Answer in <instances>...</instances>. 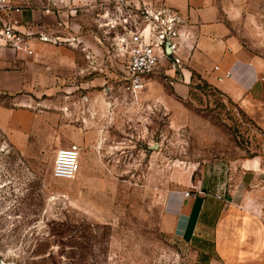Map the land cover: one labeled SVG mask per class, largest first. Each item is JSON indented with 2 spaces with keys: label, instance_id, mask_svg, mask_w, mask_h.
Returning <instances> with one entry per match:
<instances>
[{
  "label": "rangeland",
  "instance_id": "374dc122",
  "mask_svg": "<svg viewBox=\"0 0 264 264\" xmlns=\"http://www.w3.org/2000/svg\"><path fill=\"white\" fill-rule=\"evenodd\" d=\"M106 20L98 92H37L0 117V264H197L163 231L177 179L264 163V121L201 74L162 67L135 104ZM72 143L78 172L58 179L57 149Z\"/></svg>",
  "mask_w": 264,
  "mask_h": 264
},
{
  "label": "crops",
  "instance_id": "0c3cea01",
  "mask_svg": "<svg viewBox=\"0 0 264 264\" xmlns=\"http://www.w3.org/2000/svg\"><path fill=\"white\" fill-rule=\"evenodd\" d=\"M9 1L5 15L19 20L33 53L14 50L0 38V117L12 114L7 101L30 107L38 102L37 92H98L105 61L111 60L100 24L106 14L115 16V0ZM131 1L177 8L184 19L185 81L193 72L203 75L264 121V0ZM213 171L177 179L164 233L187 246L197 264H264V163L253 158Z\"/></svg>",
  "mask_w": 264,
  "mask_h": 264
},
{
  "label": "built area",
  "instance_id": "2783aa9c",
  "mask_svg": "<svg viewBox=\"0 0 264 264\" xmlns=\"http://www.w3.org/2000/svg\"><path fill=\"white\" fill-rule=\"evenodd\" d=\"M8 9L10 1L0 0V38L6 46L32 54L33 49L26 33L18 29L19 20L5 15ZM105 17L108 19L103 25L118 30L115 42L127 58L124 88L133 95V102L141 105L138 93L145 90L152 74L165 66L175 72L184 68L185 63L180 55L183 46L180 36L184 26L182 14L164 2H142L136 5L131 0H115V16L106 14ZM40 38L43 41L52 40L43 35ZM167 44L171 48L170 52L166 50ZM225 75L230 77L232 72L228 71ZM80 151L81 147L76 143L58 148L53 176L74 179L79 169ZM189 194L190 191L186 192V196ZM216 196L218 199L224 198L222 194Z\"/></svg>",
  "mask_w": 264,
  "mask_h": 264
},
{
  "label": "water",
  "instance_id": "95a60500",
  "mask_svg": "<svg viewBox=\"0 0 264 264\" xmlns=\"http://www.w3.org/2000/svg\"><path fill=\"white\" fill-rule=\"evenodd\" d=\"M166 50H167V52H170L171 51V48H170L169 44H167Z\"/></svg>",
  "mask_w": 264,
  "mask_h": 264
},
{
  "label": "trees",
  "instance_id": "16d2710c",
  "mask_svg": "<svg viewBox=\"0 0 264 264\" xmlns=\"http://www.w3.org/2000/svg\"><path fill=\"white\" fill-rule=\"evenodd\" d=\"M195 74H198V73H196V72H193L192 76H194ZM192 76H191V78H192Z\"/></svg>",
  "mask_w": 264,
  "mask_h": 264
}]
</instances>
